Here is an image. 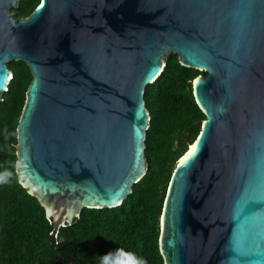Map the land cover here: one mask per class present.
<instances>
[{
	"label": "water",
	"instance_id": "1",
	"mask_svg": "<svg viewBox=\"0 0 264 264\" xmlns=\"http://www.w3.org/2000/svg\"><path fill=\"white\" fill-rule=\"evenodd\" d=\"M20 1L0 0V103L24 63L15 169L53 241L145 176V91L175 55L207 74L205 120L165 194L163 263L264 264V0H40L18 19Z\"/></svg>",
	"mask_w": 264,
	"mask_h": 264
},
{
	"label": "trees",
	"instance_id": "2",
	"mask_svg": "<svg viewBox=\"0 0 264 264\" xmlns=\"http://www.w3.org/2000/svg\"><path fill=\"white\" fill-rule=\"evenodd\" d=\"M39 3L21 0L11 12L27 18ZM8 69L12 80L0 103V264H164L159 236L165 194L177 162L205 120L192 82L207 74L182 67L175 55L168 57L160 77L145 91L150 116L145 176L122 206L84 210L53 241L51 220L20 186L15 169L16 129L32 77L22 62Z\"/></svg>",
	"mask_w": 264,
	"mask_h": 264
}]
</instances>
